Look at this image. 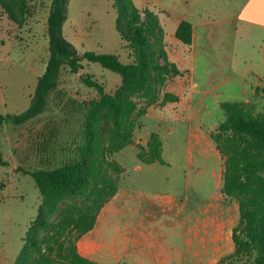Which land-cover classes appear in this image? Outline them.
I'll return each instance as SVG.
<instances>
[{
	"label": "rangeland",
	"instance_id": "obj_1",
	"mask_svg": "<svg viewBox=\"0 0 264 264\" xmlns=\"http://www.w3.org/2000/svg\"><path fill=\"white\" fill-rule=\"evenodd\" d=\"M17 1L12 15L0 3L4 116L30 108L50 57L47 21L53 0ZM133 1L159 16L169 58L183 72L164 88L179 102L153 107L134 132L143 146L159 133L167 164L141 162L135 145L117 153L114 160L125 169L118 176L119 191L79 241L80 250L95 264H255L257 253L232 256L239 204L223 194L224 160L212 135L225 120V102L247 101L263 110L264 31L240 21L248 0ZM116 18L113 0H70L63 34L81 54H112L123 64L134 63ZM183 20L196 27L192 46L175 37ZM82 75L104 84L110 94L121 85L118 74L84 61L79 74L62 72L43 114L22 126L7 122L0 128V152L7 162L0 168V264H27L17 258L42 204L34 180L23 171L56 168L80 155L90 103L99 98ZM112 127L103 115L99 132L107 135ZM215 236L222 239L212 250L208 242Z\"/></svg>",
	"mask_w": 264,
	"mask_h": 264
},
{
	"label": "trees",
	"instance_id": "obj_2",
	"mask_svg": "<svg viewBox=\"0 0 264 264\" xmlns=\"http://www.w3.org/2000/svg\"><path fill=\"white\" fill-rule=\"evenodd\" d=\"M69 1H52L47 21L50 57L45 73L38 79L30 108L20 115L0 113V128L7 122L22 126L43 114L62 72L68 69L79 74L84 61L98 63L118 74L121 85L110 94L104 84L90 75H82L83 83L96 90L99 98L90 103L85 142L78 159L52 169L23 171L32 177L42 196L38 215L26 232L17 258L27 264H95L81 252L78 243L95 228L101 211L119 191L118 176L125 169L114 156L135 145L141 162L166 165L160 134H151L143 146L135 140L134 132L142 128L140 120L153 107L180 100L175 94L164 93L168 81L183 72L169 58L165 30L156 13L140 10L133 0H113L116 30L137 59L123 64L112 54H81L64 37ZM0 3L11 15L18 6L17 0ZM175 37L192 46V23L181 21ZM256 91L257 94L261 91L258 86ZM262 99L264 103V95ZM221 107L226 117L212 139L224 160L223 194L239 204L240 219L233 230L232 256L257 253L255 264H264V107L258 112L256 104L247 101L225 102ZM105 114L113 124L107 135L98 130ZM6 166L0 152V168Z\"/></svg>",
	"mask_w": 264,
	"mask_h": 264
},
{
	"label": "crops",
	"instance_id": "obj_3",
	"mask_svg": "<svg viewBox=\"0 0 264 264\" xmlns=\"http://www.w3.org/2000/svg\"><path fill=\"white\" fill-rule=\"evenodd\" d=\"M243 9L244 10L241 14L240 21L244 22V24L246 26L253 27V28L260 29V30L264 31V0H248L247 4L245 5V7ZM193 28H194V42H193V45H194L195 44V29H196V27L193 25ZM217 152H219V151L217 150ZM163 156H164V143H163ZM152 165H155V164H152ZM124 172H125V170H124ZM214 238H215V240H214L213 244L210 243V240L208 242V247H211V248L213 247L212 250L215 249V247H216L215 245L218 244L222 239L221 237H217V236H215ZM232 241H233V235H232ZM208 250H209V248L207 249V251Z\"/></svg>",
	"mask_w": 264,
	"mask_h": 264
}]
</instances>
